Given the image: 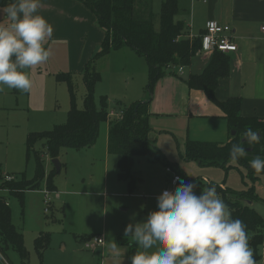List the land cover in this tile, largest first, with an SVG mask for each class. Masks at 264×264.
Instances as JSON below:
<instances>
[{
  "label": "rangeland",
  "instance_id": "rangeland-1",
  "mask_svg": "<svg viewBox=\"0 0 264 264\" xmlns=\"http://www.w3.org/2000/svg\"><path fill=\"white\" fill-rule=\"evenodd\" d=\"M162 2L153 0L151 5L157 29L160 28ZM184 3L189 9V0H184ZM125 49L113 50L95 64L100 74V80L95 86V98L99 103L105 96L109 109H124L133 102L144 101L149 97L148 72L147 77L142 73L146 59L139 54L134 58L129 57L126 53L131 50ZM64 68V60L51 55L47 62L25 70L30 71L32 79L30 91L22 92L7 86L0 90L2 175L5 172L13 173L16 179L22 175L33 179L36 175L35 152H44L45 145L44 141H37L34 146L36 151L28 155L27 136L30 132L50 130L67 121L70 109L69 85L56 78L57 74L69 73ZM69 74L76 89L77 106L83 108L86 94L83 73ZM108 125V121L101 123L98 139L92 147L93 151L100 154L104 153L108 142ZM168 137L170 141H175L173 136ZM180 152L183 154L175 141L174 146L168 148L167 156L172 161L175 160L172 158L181 159ZM93 153L73 148L61 150L58 159L63 167L55 178L58 192L53 194V206L48 213L45 211L44 190L47 189V176L55 167L46 152L43 155L46 177L37 189L25 191L23 200L15 194H9L8 189L9 192H3L12 210V221L24 234L29 264H131L132 243L129 242L135 243L136 250L137 244L131 235H125V228L134 222L133 215L136 221H142L151 211L158 210L157 198L151 195L162 188L165 179L164 163L148 156L136 158L133 173L137 179V189L130 193L127 182L118 179L117 164L113 170L106 172V166L94 161ZM114 157L117 159V155ZM184 172L185 183L195 180L197 195L211 186V182L226 184L235 191L246 190L251 183L247 168L232 160L228 170L186 161ZM108 174L113 175V183L106 184L105 176ZM257 184L262 185L263 195L260 191L258 193L263 201L255 203L253 207L264 218V174ZM41 234L50 236L49 246L45 250L36 248V239ZM97 234H104L103 247L95 250L85 248L84 238ZM122 239L127 240L126 243L121 242ZM113 244L116 248L112 247ZM1 251L0 248V264H4L2 259H6L9 264H21L20 255L13 248L7 251L5 257ZM262 252L263 248L258 247V255ZM255 259L257 264H263L261 258Z\"/></svg>",
  "mask_w": 264,
  "mask_h": 264
},
{
  "label": "trees",
  "instance_id": "trees-1",
  "mask_svg": "<svg viewBox=\"0 0 264 264\" xmlns=\"http://www.w3.org/2000/svg\"><path fill=\"white\" fill-rule=\"evenodd\" d=\"M97 16L98 25L105 30V38L98 51L86 64L83 78L86 86L84 106L79 108L76 102V89L69 73L57 74L58 81L67 82L70 90V109L67 121L55 125L50 130L30 132L26 145L28 155L34 149L35 143L44 141L45 151L52 159L59 157L63 148L81 150L92 147L99 136L101 123L108 121L107 98L103 96L98 103L95 98V86L100 80V74L95 68L96 61L108 55L111 51L122 47H130L148 64V99L133 102L124 108L122 119H109L108 149L111 154L119 155L118 177L128 184L130 193L137 189V179L134 176L136 158L148 156L160 160L165 167L171 166L181 175L186 173L168 162L161 151L149 141L150 124L149 106L154 96L157 81L167 74L179 75L175 68L190 66L192 59L200 53L201 37L191 38V30L185 18L190 16V7L186 8L184 0H163L160 11V28L154 26L151 0H82ZM12 0H0V7L6 6ZM141 5V6H140ZM143 7V8H142ZM230 56L216 50L210 58L205 70L199 74H190L185 81L191 89L204 90L208 98L216 103L224 112L228 121L230 138L227 142L199 141L188 139L184 158L195 161L204 166H218L228 170L230 166V149L232 144L242 140V133L249 127L264 133V118L245 117L241 114L242 99L231 97L226 101H219L215 91L219 80L230 74ZM180 76V75H179ZM235 132V134H232ZM248 155L237 163L248 170L251 181L246 190L235 191L229 187L211 182L219 195L229 206L233 219H240L247 225L249 245L255 250L254 257L261 258L264 264V218L252 206V202L259 198L256 183L260 176L249 165V161L259 155L264 157V141L256 145H243ZM44 152H35L36 175L28 179L22 175L20 179L6 181L0 172V248L2 255L13 248L21 258V264H29L28 252L24 246V234L12 221V210L2 191L8 189L23 200L27 190L37 189L46 177L43 166ZM59 174L53 168L47 176V189L56 190L55 178ZM190 183H195V180ZM210 187V186H208ZM88 236L84 239H89ZM127 240L122 239L121 242ZM50 243V236L41 234L36 239V248L45 250ZM263 252L258 255L257 248ZM136 252L131 245V254Z\"/></svg>",
  "mask_w": 264,
  "mask_h": 264
},
{
  "label": "crops",
  "instance_id": "crops-1",
  "mask_svg": "<svg viewBox=\"0 0 264 264\" xmlns=\"http://www.w3.org/2000/svg\"><path fill=\"white\" fill-rule=\"evenodd\" d=\"M189 3L190 16L185 19L191 34L201 36L209 21H217L231 27L238 45L237 51L227 53L230 56V74L220 78L215 91L216 98L219 101H226L231 97H240L243 116L264 118V0H189ZM39 13L53 26V34L46 42V46L51 48V55H57L58 59L64 60V69L67 72L83 73L86 64L101 47L106 34L105 30L98 25L96 14L82 0H41ZM125 48L131 50L126 54L134 58L137 53L132 48L125 46L119 50H127ZM210 58L211 54L199 53L192 59L190 66L183 67V73L179 74L180 76L167 74L160 78L149 106L150 143L162 152L168 162L183 171L187 161L183 154L188 139L224 143L230 138L228 121L223 110L208 98L204 90L191 89L185 81L190 74L202 73ZM147 72L146 62L142 67L145 77ZM165 119L168 122L164 121ZM108 124L110 127L109 119ZM152 129L154 130L151 134ZM168 136H173L178 147L182 149L181 159L172 158L175 159L172 161L168 158V148L174 146L175 142L170 141ZM92 147L79 151L94 152L92 158L96 163L106 166V172L113 170L115 163L118 167L119 155L109 152L108 142L103 154L93 151ZM116 155L117 159L114 157ZM62 167L61 163V169ZM164 173L162 188L151 195L154 198H157L170 185L165 165ZM105 178L106 184L114 182L113 175L108 174ZM257 183L256 192L260 191L259 193L263 195L262 185ZM57 192L58 186L55 191H52V197ZM259 193V198L252 202V206L263 201ZM2 194L7 199V195ZM53 202L54 197L52 206ZM97 235L104 237V234ZM129 243L135 246V243ZM102 247L103 245L98 246L97 249ZM2 260L4 264H9L6 259Z\"/></svg>",
  "mask_w": 264,
  "mask_h": 264
},
{
  "label": "clouds",
  "instance_id": "clouds-1",
  "mask_svg": "<svg viewBox=\"0 0 264 264\" xmlns=\"http://www.w3.org/2000/svg\"><path fill=\"white\" fill-rule=\"evenodd\" d=\"M41 0H12L0 7V90L3 86L28 92L30 70L47 62L52 54L46 42L52 24L39 13ZM264 141V133L249 127L242 140L232 144L230 159L248 155L243 146ZM264 151V149H262ZM257 173L264 172V157L249 161ZM175 191L164 190L157 197L158 210L125 228L137 244L131 264H257L249 245L247 225L233 219L229 206L210 186L197 195V184L180 177ZM116 248V245H112Z\"/></svg>",
  "mask_w": 264,
  "mask_h": 264
},
{
  "label": "built area",
  "instance_id": "built-area-1",
  "mask_svg": "<svg viewBox=\"0 0 264 264\" xmlns=\"http://www.w3.org/2000/svg\"><path fill=\"white\" fill-rule=\"evenodd\" d=\"M264 29V27H263ZM191 38L198 37L193 34H190ZM202 48L200 53L204 54H213L216 50L230 53L238 50V45L235 42L234 36L232 34V29L227 24H221L217 21H209L206 25V29L204 33L201 34ZM179 74L183 73V67L175 68ZM124 115V110L119 109H110L108 112L109 119H122ZM166 172L169 178V186L164 190L175 191L176 187L179 185V180H176L177 177L181 178V175L177 172V170L171 166L166 167ZM3 178L6 181L15 180L16 177L13 174L5 173L3 174ZM182 179V178H181ZM4 189L3 191H6ZM163 190V191H164ZM8 191V190H7ZM162 191V192H163ZM45 211L50 212V208L52 206V191L45 189ZM9 203V202H8ZM85 248L95 250L98 246L104 245V237L102 235H95L89 239H85L83 241Z\"/></svg>",
  "mask_w": 264,
  "mask_h": 264
},
{
  "label": "water",
  "instance_id": "water-1",
  "mask_svg": "<svg viewBox=\"0 0 264 264\" xmlns=\"http://www.w3.org/2000/svg\"><path fill=\"white\" fill-rule=\"evenodd\" d=\"M232 134H235V132H232ZM53 165L56 168L57 171L61 170V162L58 158L52 159Z\"/></svg>",
  "mask_w": 264,
  "mask_h": 264
}]
</instances>
